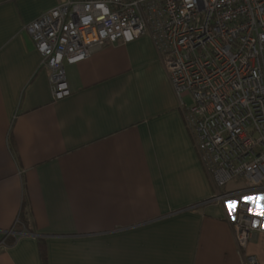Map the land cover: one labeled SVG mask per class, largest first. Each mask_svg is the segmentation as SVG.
<instances>
[{
    "label": "crops",
    "instance_id": "0c3cea01",
    "mask_svg": "<svg viewBox=\"0 0 264 264\" xmlns=\"http://www.w3.org/2000/svg\"><path fill=\"white\" fill-rule=\"evenodd\" d=\"M65 0H0V264H264L236 247L147 36L50 70L25 27Z\"/></svg>",
    "mask_w": 264,
    "mask_h": 264
},
{
    "label": "built area",
    "instance_id": "2783aa9c",
    "mask_svg": "<svg viewBox=\"0 0 264 264\" xmlns=\"http://www.w3.org/2000/svg\"><path fill=\"white\" fill-rule=\"evenodd\" d=\"M25 29L54 100L70 94L67 66L149 37L214 186L208 202L222 206L239 251L264 233V0H65Z\"/></svg>",
    "mask_w": 264,
    "mask_h": 264
},
{
    "label": "snow or ice",
    "instance_id": "6c2138e0",
    "mask_svg": "<svg viewBox=\"0 0 264 264\" xmlns=\"http://www.w3.org/2000/svg\"><path fill=\"white\" fill-rule=\"evenodd\" d=\"M251 199H252V198H250V197H246V198H245L246 202L249 201V200H251ZM233 203H235V202H229V205L231 206ZM231 211H234V209L230 207V214H231ZM250 212H253V210L250 209Z\"/></svg>",
    "mask_w": 264,
    "mask_h": 264
},
{
    "label": "rangeland",
    "instance_id": "374dc122",
    "mask_svg": "<svg viewBox=\"0 0 264 264\" xmlns=\"http://www.w3.org/2000/svg\"><path fill=\"white\" fill-rule=\"evenodd\" d=\"M185 101L187 102V104L190 103V99H189V98H185ZM232 185H233V184L230 183V184H228V186H227L226 188L228 189V188H230Z\"/></svg>",
    "mask_w": 264,
    "mask_h": 264
}]
</instances>
